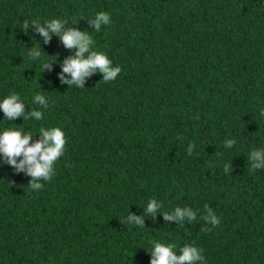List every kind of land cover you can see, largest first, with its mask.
<instances>
[{
	"label": "trees",
	"instance_id": "1",
	"mask_svg": "<svg viewBox=\"0 0 264 264\" xmlns=\"http://www.w3.org/2000/svg\"><path fill=\"white\" fill-rule=\"evenodd\" d=\"M99 11L111 22L96 32L88 20ZM51 18L92 31L118 77L61 83L75 50L25 29ZM38 45L39 62L28 54ZM12 92L26 114L38 92L49 107L41 121L0 127L59 126L66 145L39 190L0 167V264H150L153 240L195 244L205 264H264V169L247 160L264 146V0H0V97ZM151 198L163 211L192 207L197 219L126 224Z\"/></svg>",
	"mask_w": 264,
	"mask_h": 264
},
{
	"label": "clouds",
	"instance_id": "2",
	"mask_svg": "<svg viewBox=\"0 0 264 264\" xmlns=\"http://www.w3.org/2000/svg\"><path fill=\"white\" fill-rule=\"evenodd\" d=\"M89 21L92 31L99 32L102 27L108 26L111 17L108 12L99 11ZM77 24V22H73ZM67 20L61 18L33 19L25 23V29L34 28L47 43L52 35H58L65 48L74 49V53L66 57L58 74L61 83L69 87L84 88L86 78L99 73L105 82L115 80L121 73V67L113 65L112 60L105 52L94 49V40L88 30H79L76 27H66ZM33 61H40L42 51L40 46H35L28 51ZM55 62V61H53ZM50 62H44L41 67L51 68ZM64 74H68L70 79ZM31 103L38 108L30 109L25 113L26 102L21 96L12 92L0 97V112L3 113L2 121H12L16 118L31 119L34 122L43 119L42 109L49 107L48 98L41 94H35ZM258 115L264 118V104L258 105ZM37 135L39 139L33 140ZM237 143L235 138L225 139L224 147L231 149ZM66 145L65 133L59 126H41L33 131H21L10 127H0V167L7 164L15 173L24 174L30 178L29 187L39 190L43 187L41 181H49L54 175V165L64 154ZM189 154L193 151L192 143L188 144ZM252 170L264 169V146L253 148L247 156ZM157 213L163 215L166 221L183 222L197 219V212L189 206H176L172 211H163L162 203L156 198H151L143 207V216L127 215L125 223L129 226L143 228L144 216L151 215L154 218ZM206 224L217 226L220 221L215 213L208 209L203 217ZM138 228V229H139ZM150 264H205V257L200 248L195 244L185 243L177 249L174 243L151 241Z\"/></svg>",
	"mask_w": 264,
	"mask_h": 264
}]
</instances>
